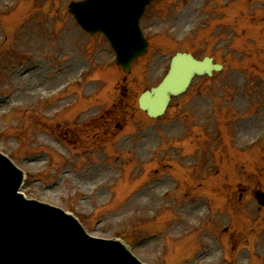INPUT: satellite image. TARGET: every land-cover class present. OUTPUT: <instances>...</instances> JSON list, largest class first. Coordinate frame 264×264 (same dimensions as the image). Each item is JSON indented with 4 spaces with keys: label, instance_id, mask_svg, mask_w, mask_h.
I'll return each instance as SVG.
<instances>
[{
    "label": "rangeland",
    "instance_id": "1",
    "mask_svg": "<svg viewBox=\"0 0 264 264\" xmlns=\"http://www.w3.org/2000/svg\"><path fill=\"white\" fill-rule=\"evenodd\" d=\"M37 2L0 0V150L27 172L22 191L149 264H264V0H153L130 72L71 0ZM180 49L226 68L150 117L138 96Z\"/></svg>",
    "mask_w": 264,
    "mask_h": 264
},
{
    "label": "water",
    "instance_id": "2",
    "mask_svg": "<svg viewBox=\"0 0 264 264\" xmlns=\"http://www.w3.org/2000/svg\"><path fill=\"white\" fill-rule=\"evenodd\" d=\"M132 1L135 8L129 12ZM146 1L83 0L73 2L71 10L87 30L100 29L110 37L118 60L129 69L131 59L146 50L138 23ZM132 42L136 50H130ZM219 67L210 57L198 60L178 52L163 80L141 95L140 105L149 115L161 114L171 96L184 91L195 74H211ZM22 179V169L0 152V264H146L119 240L90 236L72 214L26 198L18 191ZM260 200L264 202L263 194Z\"/></svg>",
    "mask_w": 264,
    "mask_h": 264
}]
</instances>
